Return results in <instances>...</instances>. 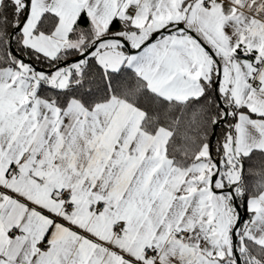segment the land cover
Here are the masks:
<instances>
[{
	"label": "snow or ice",
	"instance_id": "obj_1",
	"mask_svg": "<svg viewBox=\"0 0 264 264\" xmlns=\"http://www.w3.org/2000/svg\"><path fill=\"white\" fill-rule=\"evenodd\" d=\"M0 264H264V0H0Z\"/></svg>",
	"mask_w": 264,
	"mask_h": 264
}]
</instances>
